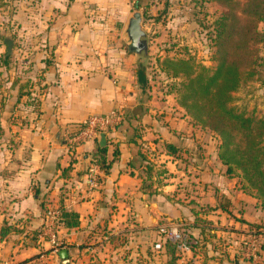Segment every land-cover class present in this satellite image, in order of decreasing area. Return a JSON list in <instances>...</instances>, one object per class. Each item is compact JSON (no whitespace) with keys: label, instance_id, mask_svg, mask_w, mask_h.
Instances as JSON below:
<instances>
[{"label":"crops","instance_id":"crops-1","mask_svg":"<svg viewBox=\"0 0 264 264\" xmlns=\"http://www.w3.org/2000/svg\"><path fill=\"white\" fill-rule=\"evenodd\" d=\"M146 1L13 0L8 7L0 23L15 43L9 66L0 67V264H161L168 255L154 244L162 227L188 226L203 241L209 234H200L204 225L219 228L220 220H230L217 207L218 189L231 201L245 199L247 212L255 205L236 180L208 171L193 138L199 129L153 95L149 67L129 52L127 20L133 5ZM153 20L146 16L143 26L150 55H161L163 35L149 29L161 21ZM16 76L35 82L36 106L25 94L18 98ZM117 109L124 123L106 133L105 147L112 157L117 146L119 155L88 194L83 156L98 147V138L72 149L67 137L89 116ZM168 143L190 148L192 163L177 165L164 151ZM144 153L154 164L150 178ZM163 168L166 173L158 174ZM67 188L64 206L78 213L80 223L59 231L63 245L56 250L38 232L47 208L58 207ZM62 249L67 256L61 257Z\"/></svg>","mask_w":264,"mask_h":264},{"label":"trees","instance_id":"trees-1","mask_svg":"<svg viewBox=\"0 0 264 264\" xmlns=\"http://www.w3.org/2000/svg\"><path fill=\"white\" fill-rule=\"evenodd\" d=\"M168 1L165 0L166 5ZM196 1L200 3L216 1L225 7L216 20L215 65L208 67L196 62L194 56L189 54L163 57L158 55L153 66L160 74H164L162 84L164 97L174 95L183 116L192 119L195 125L208 128L217 135L218 160L226 167L227 177L237 178L242 190L254 196L264 208V114L256 113L255 109L250 111L239 109L233 104L235 93L243 85L254 81L264 82V53L259 48V44H264V31L259 28V23L264 21V0ZM146 16L152 17L149 14ZM154 20L161 21L159 17H154ZM11 61V55H4L0 60V66L7 68ZM139 76L145 84L149 83L150 79L144 71H140ZM22 79V76H16L13 81V86L18 87V98L25 94L28 97L26 103L36 106L37 98L32 95L35 82ZM151 81L152 89L154 87L152 76ZM123 121L121 123H124ZM78 129H81V124L78 125ZM79 144L81 142L70 146L73 149ZM164 151L173 161H177V165L180 162L185 165L192 163L190 160L192 150L188 147L183 149L168 143ZM92 154L103 169V174L99 177L100 184L103 177L110 172L114 160L119 155V149L117 146L114 147L112 157H109L107 147H97ZM142 155L146 161L145 171L150 178L154 172V164L145 153ZM162 173H166V168L161 169L158 174ZM69 192L68 188L65 189L58 206L60 213L55 225L57 231L74 228L80 223L78 213L64 206V200ZM217 207L225 209L220 201ZM205 211L208 212L209 209ZM47 212L48 208L46 216ZM202 222L207 220L203 219ZM45 225L46 222L38 234L43 232ZM181 230L182 240H163V248L169 258L167 264H178L183 246L196 251L199 245H202L201 239L195 237L188 226H182ZM209 231L208 226L204 225L200 234L210 233ZM256 233L264 237V231Z\"/></svg>","mask_w":264,"mask_h":264},{"label":"rangeland","instance_id":"rangeland-1","mask_svg":"<svg viewBox=\"0 0 264 264\" xmlns=\"http://www.w3.org/2000/svg\"><path fill=\"white\" fill-rule=\"evenodd\" d=\"M11 2L12 0H0V22L6 21L3 17L6 18L5 16ZM133 7V9L143 12L145 17L146 14H149L153 18L159 17L161 19L159 26L155 20H153L155 24L149 25L151 34L159 32L163 35L161 44L165 52L160 57L165 55L188 56L190 54L194 56L196 62L208 67L215 65L216 20H218L225 8L221 3L216 1L200 3L196 0H169L166 5L165 0H148L143 6L137 7L133 5ZM1 25L0 60L6 53L5 36L8 29L6 23H0ZM259 28L264 31V21L259 23ZM263 46L264 44H259L261 52L264 53ZM158 55L159 53L154 50L148 64L150 75L154 80L153 95L157 99H161L170 110H173L175 116L178 118L185 117L174 95L170 94L164 97V89H162L164 74H160L153 66ZM233 104L239 109L249 111L255 109L256 113L264 114V82L254 81L243 85L235 93ZM189 120L195 128L199 129L193 138L197 141L194 142L202 147L203 161L207 163L205 167L208 168V171L212 169L227 177L225 173L226 167L219 160L218 162L215 160L216 158L218 159L219 139L217 135L208 128L195 125L192 119L189 118ZM220 164L221 168L219 170ZM182 165L184 166L185 164ZM230 179L236 180V187L244 194L252 197L255 200V205L251 204V209L247 212V209L243 207L245 199L239 200L235 198L231 201L218 189V200L225 208L222 216H227L230 220L227 221L225 218L220 220L221 223L218 222L219 228L209 224V234H213V236L207 234V237L210 236L208 239L204 235L205 239H203L202 245L200 244L196 251H183L178 264H264V237L262 234L256 233L260 230L264 231V208L260 206L254 196L242 190L241 183L237 178ZM245 216L252 218V221L245 219ZM230 221L231 223H229ZM235 224L240 226V228L233 229L236 226ZM254 234H257L256 241H254ZM158 261L161 264H167L169 258L166 259L164 257V260ZM182 261L183 263H181ZM134 263L135 261H132L129 264ZM152 263L155 262L153 261ZM93 264H103L102 259H95ZM112 264H117V260ZM141 264H151V261L146 260Z\"/></svg>","mask_w":264,"mask_h":264},{"label":"built area","instance_id":"built-area-1","mask_svg":"<svg viewBox=\"0 0 264 264\" xmlns=\"http://www.w3.org/2000/svg\"><path fill=\"white\" fill-rule=\"evenodd\" d=\"M124 119V114L121 110H113L110 113L102 115H91L82 124L81 129H78L74 134L67 137V142L71 145L87 141L96 140L100 132L108 133L110 130L116 128ZM103 174V169L98 160L90 155V162L88 169L85 172V192L88 194L93 192L99 185V177ZM58 207H51L47 212V221L43 232L39 237L47 235L56 250L62 247L63 242L59 237V230L55 229L56 221L59 216ZM180 224L174 223L171 226L162 227L160 229L161 238L154 244L155 249L160 250L163 248V240L179 241L183 238V232ZM263 231V230H262ZM257 234H254V241L257 240ZM183 251L189 250L187 247H182Z\"/></svg>","mask_w":264,"mask_h":264},{"label":"water","instance_id":"water-1","mask_svg":"<svg viewBox=\"0 0 264 264\" xmlns=\"http://www.w3.org/2000/svg\"><path fill=\"white\" fill-rule=\"evenodd\" d=\"M145 17L143 12L140 10H133L127 20L125 36L127 38L128 50L131 53L136 54L139 57V64L142 67H148L150 63V35L144 28L143 24ZM5 43L7 45L5 55H9L13 52L14 38L11 32H8L5 36ZM99 143L98 147H105L107 144V134L106 132H100L98 136ZM90 162V154L86 153L83 156V170L86 172L88 169V164ZM61 257L68 255L67 249H62L60 252Z\"/></svg>","mask_w":264,"mask_h":264}]
</instances>
